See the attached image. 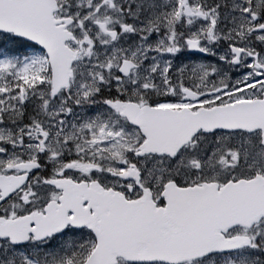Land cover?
<instances>
[{
  "label": "snow or ice",
  "instance_id": "1",
  "mask_svg": "<svg viewBox=\"0 0 264 264\" xmlns=\"http://www.w3.org/2000/svg\"><path fill=\"white\" fill-rule=\"evenodd\" d=\"M0 264H264V0H0Z\"/></svg>",
  "mask_w": 264,
  "mask_h": 264
}]
</instances>
